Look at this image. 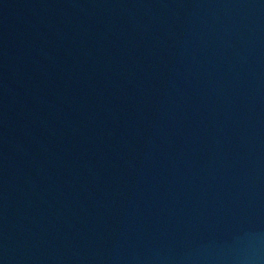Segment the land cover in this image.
Here are the masks:
<instances>
[{
    "label": "water",
    "instance_id": "95a60500",
    "mask_svg": "<svg viewBox=\"0 0 264 264\" xmlns=\"http://www.w3.org/2000/svg\"><path fill=\"white\" fill-rule=\"evenodd\" d=\"M0 264H264V0H0Z\"/></svg>",
    "mask_w": 264,
    "mask_h": 264
}]
</instances>
